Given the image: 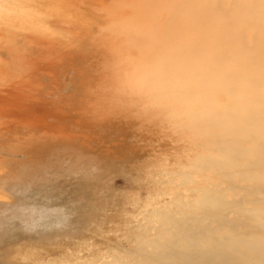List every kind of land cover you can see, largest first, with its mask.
Instances as JSON below:
<instances>
[{"label":"bare ground","instance_id":"1","mask_svg":"<svg viewBox=\"0 0 264 264\" xmlns=\"http://www.w3.org/2000/svg\"><path fill=\"white\" fill-rule=\"evenodd\" d=\"M4 1L36 14L53 0H0L2 29L11 24L2 20L11 13ZM150 1L131 3L122 16L124 42L139 58H179L195 88L178 107L121 93L142 97L155 117L165 114L186 144L183 162L160 166L155 197L133 201L122 229L96 226L86 236L72 202L40 198L31 186L12 190L17 202L0 205V264H264V0H165L170 7L153 9ZM65 3L47 23L69 25ZM32 132L17 123L3 136L26 150Z\"/></svg>","mask_w":264,"mask_h":264},{"label":"rangeland","instance_id":"2","mask_svg":"<svg viewBox=\"0 0 264 264\" xmlns=\"http://www.w3.org/2000/svg\"><path fill=\"white\" fill-rule=\"evenodd\" d=\"M65 1L66 26L47 23L62 0L36 14L16 10L15 1L1 3L11 12L2 20L11 24L0 28V205L15 204L12 190L31 186L40 198L50 193L64 205L72 202L80 236H86L96 226L122 229L133 201L155 197L160 166L183 162L186 144L166 125L165 114L155 117L159 112L142 97L121 93L126 52L139 58L124 42L129 34L122 18L141 0ZM149 3L151 9L171 5ZM17 123L33 128L34 137L22 140L26 150L3 136Z\"/></svg>","mask_w":264,"mask_h":264},{"label":"clouds","instance_id":"3","mask_svg":"<svg viewBox=\"0 0 264 264\" xmlns=\"http://www.w3.org/2000/svg\"><path fill=\"white\" fill-rule=\"evenodd\" d=\"M119 71L128 90L177 107L188 92L195 88L192 70L167 52L129 58Z\"/></svg>","mask_w":264,"mask_h":264}]
</instances>
